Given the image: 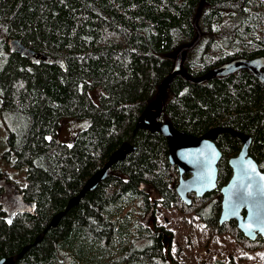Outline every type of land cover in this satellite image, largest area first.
Masks as SVG:
<instances>
[{"label": "trees", "instance_id": "trees-1", "mask_svg": "<svg viewBox=\"0 0 264 264\" xmlns=\"http://www.w3.org/2000/svg\"><path fill=\"white\" fill-rule=\"evenodd\" d=\"M239 60L254 65L200 81ZM259 61L264 68V0H0V114L15 119L4 157L26 168L25 186L10 184L35 204V214H9L0 199V258L30 246L15 264H179L170 231L148 217L159 206L230 232L247 251L264 248V237L247 239L236 221L219 224L229 159L243 146L236 133L251 136L250 155L264 171ZM161 105L147 119L197 136L223 129L218 188L191 194V205L176 191L167 138L138 127ZM87 117L73 143L58 139L65 119ZM125 142L137 150L67 210Z\"/></svg>", "mask_w": 264, "mask_h": 264}, {"label": "water", "instance_id": "water-1", "mask_svg": "<svg viewBox=\"0 0 264 264\" xmlns=\"http://www.w3.org/2000/svg\"><path fill=\"white\" fill-rule=\"evenodd\" d=\"M10 43H12V40H10ZM33 55L37 58L42 57L34 53ZM47 59L44 58V60ZM60 61L62 62V60ZM259 63L258 68H261L263 63L261 61ZM180 65L181 57L178 58L176 63L178 70H180ZM248 65L253 67L254 64L249 61H233L214 70L200 81H205L215 75L234 73ZM168 82L167 80L166 83ZM149 112L154 113L156 111ZM147 113L144 114L143 119L138 123V127L147 128L150 132L160 133L167 138L170 148L169 162L171 165L177 166L179 171L180 178L176 191L180 198L188 205H191L193 202L191 194L203 197L205 194L217 189L218 164L223 157V153L217 146L216 139L223 129L213 128L206 134L197 136L177 129L171 122H152L147 119ZM236 134L242 136L243 146L237 155L229 159L232 176L220 189L222 209L219 224L223 226L228 222L236 221L238 229L244 236L251 241H256L259 236L264 237V171L260 168L255 158L250 155L251 136ZM135 150H137L136 146L125 142L111 155L109 161L102 169L89 177L82 191L70 199L67 210L77 205L87 191L95 190L102 182L108 179L113 165L125 160L128 154ZM27 205L30 207V212L35 214V204L29 202ZM64 214L65 211L56 214L48 229L57 227ZM29 248L30 246H26L17 255L0 258V264H15Z\"/></svg>", "mask_w": 264, "mask_h": 264}, {"label": "rangeland", "instance_id": "rangeland-1", "mask_svg": "<svg viewBox=\"0 0 264 264\" xmlns=\"http://www.w3.org/2000/svg\"><path fill=\"white\" fill-rule=\"evenodd\" d=\"M101 90L102 88L99 87L96 91L91 92L96 102L99 101ZM161 109L162 105L156 112ZM147 112V116L151 114V112ZM90 124L91 119L88 117L65 119L59 130L58 139L71 144L78 134L87 129ZM14 125L15 119L13 120L8 115L3 117L0 114V199L9 210V214L23 207L30 209L28 205H23L20 195L14 186L10 184L11 181L20 187L25 186L26 168L16 169L12 167L9 160L4 157V152L8 150V127H14ZM144 189L147 192L149 190L148 187ZM152 215L156 223L161 224L170 231L172 239L170 251L179 264H213L216 260H221L225 264H264V248L247 251L249 249L237 243L230 232L221 235L214 234L206 228L202 221L194 218L191 214L159 206L157 211L155 210L148 217L151 219ZM168 240L167 237L165 240L166 246H168Z\"/></svg>", "mask_w": 264, "mask_h": 264}, {"label": "snow or ice", "instance_id": "snow-or-ice-1", "mask_svg": "<svg viewBox=\"0 0 264 264\" xmlns=\"http://www.w3.org/2000/svg\"><path fill=\"white\" fill-rule=\"evenodd\" d=\"M47 139H51V137H48ZM69 147H71V145H69ZM8 222L11 223V220H9Z\"/></svg>", "mask_w": 264, "mask_h": 264}, {"label": "flooded vegetation", "instance_id": "flooded-vegetation-1", "mask_svg": "<svg viewBox=\"0 0 264 264\" xmlns=\"http://www.w3.org/2000/svg\"><path fill=\"white\" fill-rule=\"evenodd\" d=\"M262 69H264V68H260V70L262 71ZM263 72V71H262ZM23 205H25V204H23Z\"/></svg>", "mask_w": 264, "mask_h": 264}, {"label": "bare ground", "instance_id": "bare-ground-1", "mask_svg": "<svg viewBox=\"0 0 264 264\" xmlns=\"http://www.w3.org/2000/svg\"><path fill=\"white\" fill-rule=\"evenodd\" d=\"M255 51V50H254Z\"/></svg>", "mask_w": 264, "mask_h": 264}]
</instances>
